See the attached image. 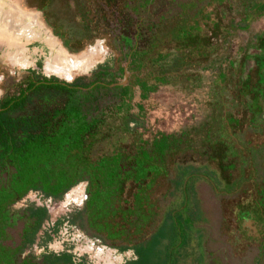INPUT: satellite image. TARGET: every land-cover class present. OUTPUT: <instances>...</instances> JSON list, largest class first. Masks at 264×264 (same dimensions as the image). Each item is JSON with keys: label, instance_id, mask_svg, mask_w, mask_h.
<instances>
[{"label": "trees", "instance_id": "1", "mask_svg": "<svg viewBox=\"0 0 264 264\" xmlns=\"http://www.w3.org/2000/svg\"><path fill=\"white\" fill-rule=\"evenodd\" d=\"M40 1L44 18L58 29L62 38L64 36L69 51L81 50L101 28L112 34L119 28L127 29L118 40L120 47H129L119 69L124 72L126 66L130 78L125 85L107 87L114 92L115 102L106 109L97 106L100 91L107 86L104 77L110 75L106 74L105 68L96 72L95 80L88 87L80 80L63 83L44 77L40 80L30 78L14 95L0 100V264H85L84 260L74 262L67 252L21 256L25 246L30 247L36 242L48 214L45 207L31 202L22 210H12L11 206L31 191L43 198L59 200L77 183L86 181L88 199L85 208L94 223L99 221L108 231L109 238H120V228L133 227L131 216L136 204L141 205L146 219L149 205H152V188L160 177H164L158 171L162 169L160 165L167 167L168 153L181 152L177 146L176 150H171V141H179L178 144L187 150L192 144L208 152H214L218 147L212 142L201 143L207 128L212 126L210 119L217 118L221 127L216 125L215 129L220 131L228 117H232L227 109L229 97H217L215 91L221 86L231 87L228 83L234 80L231 74L220 77L222 71L231 73L236 65L234 58L239 51L233 44V36L249 32L250 24L264 16V2L254 1L239 18L231 15L227 18L232 25H228L223 33L224 56L199 67L203 73L199 76L203 84L200 92L190 82L197 78L186 77L184 72L175 75L158 70L161 67L158 62L166 52L165 42L175 41L180 43L179 46L190 42L202 44L195 40L201 31L199 12L187 17L185 25L188 29L185 31L177 26L178 18L160 26L156 33L145 29L151 33L150 42L139 48L129 35L136 33L140 38L144 22L149 18L135 12L133 2L129 0H75L74 6L70 0ZM117 6L121 13L116 10ZM152 7L153 4L149 9ZM222 14L225 16L226 12L223 10ZM242 20L244 28L239 29ZM147 59L152 61L149 67L145 65ZM133 61L137 66L131 65ZM127 62L128 67L131 65L130 70ZM212 73L219 79L216 89L212 78L210 82L204 80L203 75ZM160 87L184 93L188 99L181 102L182 107L190 106L191 111L187 115L181 110L168 113L158 119L153 130L154 125L145 117L150 110L145 101ZM209 87L214 92H209ZM135 90L139 92V101L133 103L129 93ZM133 107L137 109L134 115ZM122 133L129 134L130 139L119 144L118 137ZM184 149L180 154L186 153ZM157 161L160 165L155 163ZM191 162L179 160L175 164L185 166ZM116 219L122 220L123 227ZM70 221L74 222V218ZM18 222L23 223L20 244L16 247L5 245L7 230ZM61 223L56 221L50 232L44 231L43 245ZM161 229L158 226L146 241L135 245L132 248L135 258L126 264H168L167 244L163 243L166 236ZM125 248L120 246L118 250Z\"/></svg>", "mask_w": 264, "mask_h": 264}, {"label": "rangeland", "instance_id": "2", "mask_svg": "<svg viewBox=\"0 0 264 264\" xmlns=\"http://www.w3.org/2000/svg\"><path fill=\"white\" fill-rule=\"evenodd\" d=\"M2 1L5 2L0 0ZM7 1L17 5L25 13L36 14L43 32L47 31L54 37L56 43L69 55L79 57L93 44L99 43L105 56L88 71L75 73L67 80L44 72V60L49 50L41 39L34 40L27 46L30 50L39 51L32 54L33 65L20 68L10 67L3 56L6 47L1 45L0 100L14 95L30 78L40 80L44 77L63 83L80 80L84 87H88L95 80L96 72L105 68L106 74L110 75L104 77L103 82L107 86L100 91L97 106L101 109L112 106L115 102L114 92L107 90V87L111 88L115 84L125 85L130 78L126 66L124 72H120L119 69L124 64V55L129 47H120L118 40L120 36L125 35L127 29L119 28L112 34L109 30L101 28L91 42L85 44L81 50L69 51L64 43V36L62 38L58 29L47 23L40 11L42 4L40 0ZM129 1L133 2L135 12L149 18L144 22V31L141 32L140 38L136 33L128 34L132 43L139 48L150 42V32L156 33L160 26L174 18H178L177 26L184 31L187 30L185 25L187 17H193L199 12L201 31L195 40L202 44L190 42L186 46H179L180 43L175 41L165 42L163 47L166 52L158 62L161 66L158 70L175 75L184 72L183 75L186 77L197 78L190 82H193L200 92L203 84L200 83L199 76L203 73L199 67L214 63L224 56V47L221 45L223 33L227 31L228 25L230 27L232 25L227 18L230 15L239 18L245 8L254 1L264 2V0H156L154 4L152 3L154 0ZM74 2L75 0H70L72 6ZM152 4V9H149ZM116 10L121 13L119 6ZM223 10L226 12L225 16L222 14ZM243 25L244 21L240 22L239 29H243ZM145 29H149L150 32ZM239 33L232 39L239 51L234 58L236 59L234 70L231 73L226 70L225 74L222 71L220 77H228L231 74L234 78L228 82L231 87L228 85L218 87L219 79L213 73L203 75L205 81L210 82V78L213 79L215 84L213 88L218 87L215 91L217 97H229L226 100L227 109L232 115L228 117L226 127H222L220 131L215 129L216 125L221 127L217 118L209 120L212 126L207 128L201 143H215L218 145L215 151H201L194 144L187 150L178 144L179 141L172 140L171 150H176L177 146L181 148V152L185 148L186 153H168L165 158L167 167L160 165L159 161L155 162L162 166L158 171L164 177H160L152 188V205H149L146 219L143 217L141 205L136 204L131 216L133 227L122 229L120 228L123 227L122 220H115L121 231L120 238L116 239L109 238L108 231L100 226L99 221L94 223L89 210L85 208L88 199L86 181L77 183L61 199L55 201L48 197L43 198L37 192H29L11 206L12 210H22L37 200L38 206L47 209L48 218L43 222L36 242L30 247L25 246L20 252L21 256L29 254L38 256L41 252H67L74 262L84 260L85 264H101L94 258V252H91V255L80 252L81 245L72 237V232L78 231L96 247L105 246L121 254L123 262L120 264H126L129 262L127 260L134 258L132 248L142 240L146 241L149 235L161 226L166 236L163 243L167 244L165 254L168 264H264V16L250 24L249 32ZM132 63L131 65L137 66L136 62ZM145 65L149 67L152 61L147 59ZM210 88L209 92H214V89ZM129 95L133 96V103L139 101L138 91L135 90L132 94L130 92ZM185 98L188 99L184 93L171 92L164 87L151 94L145 101L150 109L145 117L154 125L153 130L158 125V119H162L168 113L181 110L187 115L191 107H182L181 102ZM131 112L134 115L137 109L133 107ZM132 125L133 123L129 126ZM129 139V134L122 133L118 137V143L121 144L122 141L126 143ZM179 160L192 162L180 166L175 164ZM80 184H83L82 201L67 202V195ZM72 218L74 222L70 221ZM56 221H62L60 227L57 232H51V239L43 245L41 240L44 231L50 232ZM22 225V222H18L7 230L3 241L5 245L16 247L20 244ZM251 235L253 237L249 238ZM56 242L60 243L57 249L52 247ZM120 246H125V250L119 251Z\"/></svg>", "mask_w": 264, "mask_h": 264}, {"label": "bare ground", "instance_id": "3", "mask_svg": "<svg viewBox=\"0 0 264 264\" xmlns=\"http://www.w3.org/2000/svg\"><path fill=\"white\" fill-rule=\"evenodd\" d=\"M4 1L0 2V46L4 45L6 47L3 56L6 57L10 67L17 66L20 68L33 65L32 54L39 51L37 49L30 50L27 46L38 39H41L49 50L44 60V72L67 80L71 79L75 73L88 71L105 56V52L99 43L93 44L79 57L72 56V54L69 55L56 43L54 37L47 31L43 32L42 24L36 14L25 13L17 5L9 3L7 0ZM82 199L83 184L75 187L67 195V202L80 203ZM35 205H38L37 200ZM72 233L73 239L81 245V248L78 246L80 252L87 254L94 252V258H96L97 262L101 264H106V262L109 264H120L123 262L121 254H117L105 246L96 247L91 240L83 238L78 231ZM52 247L57 249L60 247V243L56 242L52 244Z\"/></svg>", "mask_w": 264, "mask_h": 264}, {"label": "crops", "instance_id": "4", "mask_svg": "<svg viewBox=\"0 0 264 264\" xmlns=\"http://www.w3.org/2000/svg\"><path fill=\"white\" fill-rule=\"evenodd\" d=\"M123 253H125V252H123ZM132 254H134V253L132 252ZM134 258H135V256H134ZM134 258H130L129 260H132V259H134ZM129 260H127V261H129Z\"/></svg>", "mask_w": 264, "mask_h": 264}, {"label": "flooded vegetation", "instance_id": "5", "mask_svg": "<svg viewBox=\"0 0 264 264\" xmlns=\"http://www.w3.org/2000/svg\"><path fill=\"white\" fill-rule=\"evenodd\" d=\"M251 222V221H250ZM252 231H253V229H252ZM254 232V231H253ZM253 236L251 235V236H249V238H252Z\"/></svg>", "mask_w": 264, "mask_h": 264}]
</instances>
